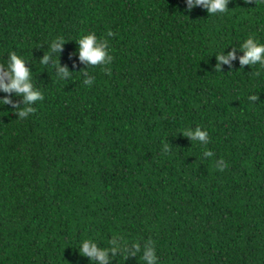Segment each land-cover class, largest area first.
Instances as JSON below:
<instances>
[{
  "label": "trees",
  "instance_id": "obj_1",
  "mask_svg": "<svg viewBox=\"0 0 264 264\" xmlns=\"http://www.w3.org/2000/svg\"><path fill=\"white\" fill-rule=\"evenodd\" d=\"M227 7L0 0V65L26 59L43 95L18 118L0 91V264H99L85 238L108 264H145L149 242L155 264H264V66L239 63L244 40L264 44V0ZM87 33L110 63L79 59ZM197 126L208 143L183 135Z\"/></svg>",
  "mask_w": 264,
  "mask_h": 264
},
{
  "label": "clouds",
  "instance_id": "obj_2",
  "mask_svg": "<svg viewBox=\"0 0 264 264\" xmlns=\"http://www.w3.org/2000/svg\"><path fill=\"white\" fill-rule=\"evenodd\" d=\"M245 2H250V0H245ZM229 0H186L187 9L190 11L194 7H203L207 10L209 15L224 13L228 10ZM62 41L58 38L51 45L52 52H58L61 48ZM78 52L79 59L81 61L87 62L90 65H106L110 63L111 56L108 54L107 44L98 39L95 33H87L81 35L78 40ZM229 46V45H228ZM227 47V46H226ZM222 51L214 53L217 66L220 70V66L223 64H229L234 59H236V52L228 51L225 53V48ZM239 50L243 52V55L239 57V63L241 67L244 65H254L259 63L264 66V44L259 43L255 38L249 37L239 45ZM49 59L48 55H45L41 60L42 63H46ZM26 59L17 55L15 52L9 53L5 65H0V91L6 93H15L21 98L22 106L17 107L13 105V109L17 114L18 118H23L27 116L31 111V105L33 102L43 99L42 92L39 89H34L32 82L31 70L25 65ZM60 78L63 80L64 76H69L70 73L65 69H60ZM85 77L87 74L83 73ZM86 84H91V79H85ZM251 100L255 101L256 97L251 96ZM13 103L10 97L0 98V107L6 104ZM18 109H22L19 110ZM183 135L190 138L191 141H199L201 143H208L209 135L207 130H202L201 127L197 126L194 129H189ZM206 156H211V152L205 153ZM111 252L113 255L118 249L121 248L120 238L114 237L110 241ZM126 249V244H124ZM137 250H139L138 245H135ZM81 255L89 257L93 260L99 262V264H108V252L109 248H98L96 242L93 239L85 238L79 242L77 247ZM143 260L145 264H155L156 257L154 253V248L149 242L143 253Z\"/></svg>",
  "mask_w": 264,
  "mask_h": 264
}]
</instances>
